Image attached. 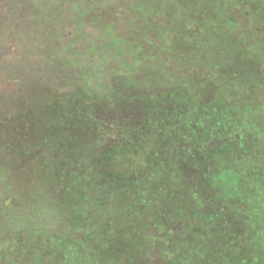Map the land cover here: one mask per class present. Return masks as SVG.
<instances>
[{"label": "rangeland", "instance_id": "1", "mask_svg": "<svg viewBox=\"0 0 264 264\" xmlns=\"http://www.w3.org/2000/svg\"><path fill=\"white\" fill-rule=\"evenodd\" d=\"M264 0H0V264H264Z\"/></svg>", "mask_w": 264, "mask_h": 264}, {"label": "flooded vegetation", "instance_id": "2", "mask_svg": "<svg viewBox=\"0 0 264 264\" xmlns=\"http://www.w3.org/2000/svg\"><path fill=\"white\" fill-rule=\"evenodd\" d=\"M263 52H264V50H263Z\"/></svg>", "mask_w": 264, "mask_h": 264}]
</instances>
